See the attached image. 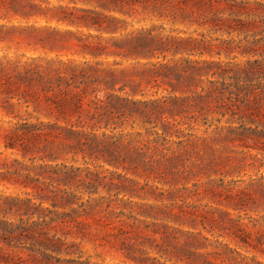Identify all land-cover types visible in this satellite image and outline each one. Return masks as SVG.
Listing matches in <instances>:
<instances>
[{"label":"rangeland","instance_id":"1","mask_svg":"<svg viewBox=\"0 0 264 264\" xmlns=\"http://www.w3.org/2000/svg\"><path fill=\"white\" fill-rule=\"evenodd\" d=\"M95 10L112 12L96 3ZM113 13L126 20L127 30L151 28L161 41L158 57L140 58V64L148 66V61L156 60L175 63L178 71L188 69L194 75L186 91H170L161 81L160 86L145 90L146 97L188 96L181 113L189 125L182 128L191 135L183 136L179 146L171 145L181 157L178 175L172 176L166 168L158 176L162 170L148 172L147 168L145 172L139 168L135 173L113 166L103 161L102 150L95 147V142L83 150H60L59 156L52 158L45 143L34 144L15 120L0 110V199L18 197L36 204L39 197H44L42 205L48 206L50 199L46 197L53 196L51 191H56V201L61 193H72L70 205L77 209L78 220L83 223L84 238L79 249L92 261L118 263V255L105 239L113 240L110 232H115L112 227L118 219L132 223L137 217L145 219V224L167 222L182 230L199 231L213 243L228 242L246 255L254 254L264 264L263 255L238 247L229 236L232 222L243 228L250 218H264V0H150L129 8L128 14ZM0 23L47 24L41 18L34 22L8 14L0 16ZM48 25L76 32L75 26L64 23L50 21ZM79 29L88 32L85 27ZM89 32L98 34L95 29ZM99 34L108 37L105 32ZM64 36L69 39L65 48L50 51L24 43L0 42V54L82 58L70 44L74 41L72 33ZM98 60L106 64L113 57L102 55ZM129 62L134 64L136 59L122 60V66ZM146 65L136 66L143 69ZM137 123L138 119L133 118L124 122V132L140 130L143 134L129 135L135 140L131 151L146 134L154 136L152 130L145 133ZM7 143L12 147L5 146ZM151 153L142 151L146 160ZM63 164L79 170L72 177L51 178V171ZM87 168L98 178L89 179ZM144 204L154 207L147 209ZM139 211L156 216H143Z\"/></svg>","mask_w":264,"mask_h":264},{"label":"trees","instance_id":"2","mask_svg":"<svg viewBox=\"0 0 264 264\" xmlns=\"http://www.w3.org/2000/svg\"><path fill=\"white\" fill-rule=\"evenodd\" d=\"M79 2L94 6H79ZM149 2L0 0L1 17L8 14L26 21L41 18L47 22L43 26L0 23V42L24 43L34 49L39 46L52 51L65 48L69 39L64 34L72 33L74 41L70 44L82 56L0 54L2 115L14 119L34 144L45 143L43 146L52 158L59 156L60 150H83L82 147L95 142V147L102 150L103 161L113 166L135 173L139 168L145 172L147 168L148 172L162 170L158 176L166 168L172 176L178 175L181 157L171 145L179 146L183 136L191 135L182 128L189 125L181 113L188 96L146 97L145 90L148 86H160L161 81L170 91H186L194 75L188 69L184 73L178 71L175 63L156 60L148 61V66L140 64V58L158 57L161 41L151 28L127 30L126 20L113 13L128 14L129 8ZM95 3L112 12L95 10ZM50 21L75 26L76 32L58 30L48 25ZM80 27L88 32L82 33ZM90 29L98 34L90 33ZM102 32L108 37L101 36ZM102 55L112 56V62L104 64L98 60ZM133 59L134 64L122 66V60ZM138 64L146 66L138 69ZM128 118L138 119L137 124L145 133L152 130L154 134L151 138L146 134L142 143L131 147L132 151L130 145L135 140L129 135L143 134L140 130L123 131ZM146 150L152 151L148 160L142 155ZM152 155L157 158H151ZM78 170L63 164L53 169L50 177H72ZM86 170L89 179L98 178L97 173ZM51 192L53 196L46 197L50 199L48 206L42 205L44 197H39L41 200L36 204L18 197L0 199V264H262L254 254L246 255L228 242L213 243L199 231L182 230L167 222L145 224V219L137 217H133L132 223L118 219L112 227L115 232H110L113 240L105 239L118 255V263L92 261L89 256L83 257L79 249L84 231L77 209L69 202L73 194L61 193L56 201V191ZM139 212L143 216H156L149 211ZM235 225L232 222L234 227L229 236L236 245L264 256V218H250L243 228Z\"/></svg>","mask_w":264,"mask_h":264}]
</instances>
